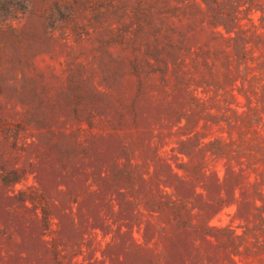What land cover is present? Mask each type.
<instances>
[{
	"label": "rangeland",
	"instance_id": "rangeland-1",
	"mask_svg": "<svg viewBox=\"0 0 264 264\" xmlns=\"http://www.w3.org/2000/svg\"><path fill=\"white\" fill-rule=\"evenodd\" d=\"M0 264H264V0L0 22Z\"/></svg>",
	"mask_w": 264,
	"mask_h": 264
},
{
	"label": "trees",
	"instance_id": "trees-1",
	"mask_svg": "<svg viewBox=\"0 0 264 264\" xmlns=\"http://www.w3.org/2000/svg\"><path fill=\"white\" fill-rule=\"evenodd\" d=\"M29 0H0V22L12 19L24 13Z\"/></svg>",
	"mask_w": 264,
	"mask_h": 264
}]
</instances>
